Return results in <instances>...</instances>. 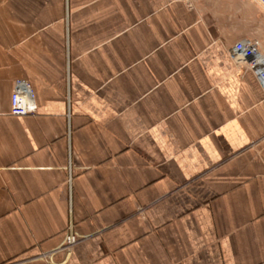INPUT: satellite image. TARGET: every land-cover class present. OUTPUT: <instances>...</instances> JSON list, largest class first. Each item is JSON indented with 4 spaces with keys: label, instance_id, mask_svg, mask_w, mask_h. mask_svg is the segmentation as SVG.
Listing matches in <instances>:
<instances>
[{
    "label": "crops",
    "instance_id": "crops-1",
    "mask_svg": "<svg viewBox=\"0 0 264 264\" xmlns=\"http://www.w3.org/2000/svg\"><path fill=\"white\" fill-rule=\"evenodd\" d=\"M233 2L0 0V264H264ZM18 80L34 115H10Z\"/></svg>",
    "mask_w": 264,
    "mask_h": 264
},
{
    "label": "built area",
    "instance_id": "built-area-1",
    "mask_svg": "<svg viewBox=\"0 0 264 264\" xmlns=\"http://www.w3.org/2000/svg\"><path fill=\"white\" fill-rule=\"evenodd\" d=\"M264 11V0H250ZM236 64L239 71L252 72L259 81L264 91V52L261 44L255 39H242L237 41L233 47ZM38 111L35 96L30 85L26 81L15 82L10 100V115L23 117L34 115ZM78 242L75 236H67L63 246L72 247Z\"/></svg>",
    "mask_w": 264,
    "mask_h": 264
},
{
    "label": "rangeland",
    "instance_id": "rangeland-1",
    "mask_svg": "<svg viewBox=\"0 0 264 264\" xmlns=\"http://www.w3.org/2000/svg\"><path fill=\"white\" fill-rule=\"evenodd\" d=\"M236 1L227 7V22L231 23L234 19L230 16L241 15V22L237 23L241 25L242 36L258 40L264 49V11L253 2L251 4L247 0Z\"/></svg>",
    "mask_w": 264,
    "mask_h": 264
}]
</instances>
